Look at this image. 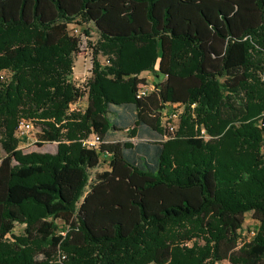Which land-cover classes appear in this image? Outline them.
<instances>
[{"label":"trees","instance_id":"obj_1","mask_svg":"<svg viewBox=\"0 0 264 264\" xmlns=\"http://www.w3.org/2000/svg\"><path fill=\"white\" fill-rule=\"evenodd\" d=\"M77 20L100 37L84 88L70 81ZM3 70L0 264H264V0H0ZM143 72L162 80L138 96ZM123 106L129 139L139 126L163 137L156 166L104 141ZM20 120L55 153L21 152ZM92 134L98 149L82 146Z\"/></svg>","mask_w":264,"mask_h":264},{"label":"rangeland","instance_id":"obj_2","mask_svg":"<svg viewBox=\"0 0 264 264\" xmlns=\"http://www.w3.org/2000/svg\"><path fill=\"white\" fill-rule=\"evenodd\" d=\"M68 35L74 38L78 39V47H79V53L72 57V76L71 80L72 83L76 87L84 88L87 80L91 76V70L93 68V62H94V55L93 50L94 47H97L100 42V37L94 28V26L91 23H81L80 21H74L73 23L68 25ZM256 47V46H255ZM258 49V47H256ZM109 57L104 56L101 53L96 56V62L100 66V69H104L105 67L109 66L110 63L108 62ZM0 77L2 80H8L10 77V73L6 70L0 71ZM140 78H143L145 80L146 84V90L147 92H150L154 89V85L162 80V78H156L154 73L151 72H143L139 76ZM87 106V97L85 96L78 102H76L74 105L70 106V110H75L82 112ZM182 109L171 107L168 108V110L165 112L167 116L173 115L175 113H180ZM123 114L126 116V124H119L116 123L118 126L117 132L111 131L109 132L107 136L106 142L108 143H124L128 142L132 144L133 139H129L130 133L133 129V122L131 115L132 111L129 109H123ZM110 118L113 121L115 120V112H110ZM31 122V121H30ZM168 122H171V126L174 128L177 127V124L179 122L178 118H171L168 119ZM33 129L29 133H26L22 135L21 137L17 138L19 140L18 149L21 150L24 154L31 153V152H39V153H50L53 154L56 151V144L55 143H43L41 142L39 135L41 133L39 126L36 123L31 122ZM18 127V126H17ZM175 130V129H174ZM139 133H138V132ZM135 132L138 133L139 137H145L149 136L152 133L151 130L144 126H139L135 128ZM135 133V134H136ZM204 134V131H201V135ZM159 136V135H158ZM135 137V136H134ZM162 139L163 137H160ZM103 141V140H102ZM105 141V139H104ZM136 141H139V139H136ZM135 152V153H133ZM136 155L137 151L132 148L130 151V155ZM4 156V153L2 150H0V159ZM108 170V158L100 157V163L98 167L91 171L90 178L94 180L95 174L101 173L103 171ZM85 191H88V188L85 189ZM60 229L64 228L65 230L67 227L63 226L62 223H59ZM256 222L251 218L250 214H246L245 221L243 224V238H246L247 232L254 231L257 227ZM24 226L22 225H16L13 234L14 235H21L23 234ZM63 235V233H61ZM219 264H229L228 262H222Z\"/></svg>","mask_w":264,"mask_h":264},{"label":"crops","instance_id":"obj_3","mask_svg":"<svg viewBox=\"0 0 264 264\" xmlns=\"http://www.w3.org/2000/svg\"><path fill=\"white\" fill-rule=\"evenodd\" d=\"M123 109H129L132 111L131 118L135 120V112L131 106H123V107H112L111 111L115 112V120L119 124H126V116L123 114ZM141 127V126H140ZM117 132V131H116ZM138 132V131H137ZM139 133V132H138ZM138 133H136L135 137L131 138L133 149H137V158L141 160V162H145L150 164L151 166H156L157 163V156L160 150V143L163 142V139H160L157 134H150L149 136L139 137ZM109 134V133H108ZM104 138L105 141L107 140V136ZM139 139V141H136Z\"/></svg>","mask_w":264,"mask_h":264},{"label":"built area","instance_id":"obj_4","mask_svg":"<svg viewBox=\"0 0 264 264\" xmlns=\"http://www.w3.org/2000/svg\"><path fill=\"white\" fill-rule=\"evenodd\" d=\"M147 93V90L145 89H142L139 93H138V96H143ZM171 107H176V108H180L179 105H172ZM169 107V108H171ZM168 109L164 110L162 112V125L164 127V129H167L169 131H173L175 128L173 126H171V122H168V119H171V118H178L179 120V114L181 113H175L173 115H169L167 116L165 114V112L167 111ZM33 129V126L31 124L30 121L28 120H20L19 123H18V127L16 129V132H15V136L16 138H19L21 137L22 135L26 134V133H29L30 131H32ZM102 143V140L100 139V137H98L96 134H92L90 135L89 137H87L86 139H84L82 141V146L85 147V148H92V149H98L99 146L101 145ZM248 234H246V239L247 240H250L254 235H255V230L254 231H250V232H247Z\"/></svg>","mask_w":264,"mask_h":264}]
</instances>
